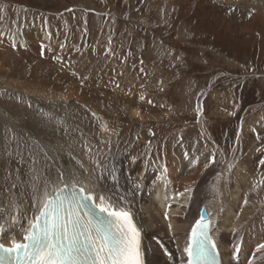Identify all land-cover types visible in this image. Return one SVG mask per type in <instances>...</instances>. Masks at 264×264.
Returning a JSON list of instances; mask_svg holds the SVG:
<instances>
[{
	"label": "rangeland",
	"instance_id": "374dc122",
	"mask_svg": "<svg viewBox=\"0 0 264 264\" xmlns=\"http://www.w3.org/2000/svg\"><path fill=\"white\" fill-rule=\"evenodd\" d=\"M252 1L0 0V36L7 35L0 37L6 43L0 44V114L19 127L0 125V153L7 145L15 156L16 143L6 139L15 134L27 146L20 151L28 156L31 138H36L50 153L70 148L85 175L116 160L108 167L109 175L124 157L138 166L172 156L174 139L176 147L186 145L191 156L214 157L217 164L208 167L246 163L260 173L264 11ZM30 6L39 9L36 15ZM32 16L46 21L50 34L69 43V51H74L70 57L76 47L86 56L87 69H81L85 83L70 73L63 75L64 86H57L29 73L47 69L37 65L35 45L25 43L27 50H17L24 42L21 33L33 42L38 38L28 33L34 28ZM9 82L38 92H15ZM61 95L66 101L57 99ZM221 110L227 113L221 116ZM189 156L192 167L194 157ZM14 160L9 165L13 170L27 167ZM0 174L2 184L1 168ZM18 210L7 213L16 212L17 221L24 214ZM155 235L166 245L170 242L168 235ZM261 261L264 264V256Z\"/></svg>",
	"mask_w": 264,
	"mask_h": 264
},
{
	"label": "bare ground",
	"instance_id": "6f19581e",
	"mask_svg": "<svg viewBox=\"0 0 264 264\" xmlns=\"http://www.w3.org/2000/svg\"><path fill=\"white\" fill-rule=\"evenodd\" d=\"M253 1L252 5L255 8L264 11V0ZM6 85L15 91L27 92L31 95L38 92L37 89L35 91L16 82H9ZM57 99L65 100L63 95L58 96ZM131 112L132 115H137L136 111ZM221 112L218 113L221 116L227 113L225 110H221ZM201 122L202 120L199 123ZM2 123L19 128L0 114V125ZM200 127L202 128V123ZM31 139L32 142L37 141L41 144L42 140ZM177 142L172 139V148L174 147L172 156L165 157L164 160L153 165L148 163L133 165L131 160L124 157L119 164L115 165L109 175H107L108 167L116 160L106 161L101 164L103 167H99V169L97 167L96 172L92 171V181L97 185V193L111 195L113 199H117L119 196L126 197V200L121 203H125L131 210L134 222L140 229L145 264H186L188 257L184 248L188 243L192 226L200 218L201 209L207 210L206 219L211 221V236L222 257L221 264H235L232 261V256L237 257L238 264H262L264 250L257 251V248L260 243H264V193L261 195L260 191L264 186L260 183L263 180L264 170L260 169L259 173V170H254L250 165H245L246 163L230 164L231 168L228 163L218 169L213 166L208 167L207 163L217 164L213 161L212 156H208V159L201 154L198 158L197 155L191 156L189 151L187 152L184 148L186 145L177 148ZM31 145L34 149L35 145ZM28 151L26 152L28 153ZM50 154L56 157L55 166L75 171L82 179H88L91 172L87 171L88 174L85 175V171L82 172L78 168L79 165L73 161L74 154L70 148ZM189 155L194 157L192 167L188 161ZM24 158L25 161L30 162L28 156L25 155ZM26 164L24 165L27 166ZM26 169L27 167L24 168V170ZM136 173L142 181L140 178L138 181L135 179ZM4 184L5 182L0 184V208H4L6 212H0V225L4 226L0 231V243L10 247L13 239L23 242V236L29 227L28 222L33 217L35 208L30 192L23 187L13 190L12 195L17 207H8L9 193L5 187H1ZM137 184L140 185L139 189L136 188ZM206 185L209 186L207 191L201 192L202 187ZM246 199L247 204H245ZM8 210L12 212L21 210L24 211V214L20 220L15 221L16 214L14 215V213L16 212L7 213ZM166 215L167 218H165ZM13 225L17 226L13 227ZM155 234L168 235L170 242L166 245L162 239L153 237L156 236ZM152 237L154 238L153 242ZM241 240L243 244L240 242ZM237 245L239 246L238 253L235 251Z\"/></svg>",
	"mask_w": 264,
	"mask_h": 264
},
{
	"label": "snow or ice",
	"instance_id": "6c2138e0",
	"mask_svg": "<svg viewBox=\"0 0 264 264\" xmlns=\"http://www.w3.org/2000/svg\"><path fill=\"white\" fill-rule=\"evenodd\" d=\"M102 131H108L106 125ZM6 139L17 145L15 156L7 151V145L0 153L4 187L9 193L7 206L17 207L13 190L23 187L31 194L35 212L23 242L13 239L10 247L0 243V264H145L140 229L131 210L121 203L125 196L113 199L111 195L97 193L91 175L84 180L75 171L55 166L56 157L37 141L32 142L35 148L28 151L30 162L25 161L20 149L27 146L15 134ZM13 159L21 166L27 163V169L13 170L9 166ZM259 163L264 165V159ZM260 183L264 184V180ZM207 215V210L201 209L200 219L192 226L184 248L186 264H219ZM3 228L0 225V231ZM260 250H264V243L258 245L257 251ZM235 251L239 252L238 245Z\"/></svg>",
	"mask_w": 264,
	"mask_h": 264
},
{
	"label": "crops",
	"instance_id": "0c3cea01",
	"mask_svg": "<svg viewBox=\"0 0 264 264\" xmlns=\"http://www.w3.org/2000/svg\"><path fill=\"white\" fill-rule=\"evenodd\" d=\"M30 10L35 11V15H36L39 9L31 7ZM32 19L33 22L36 21L37 22L36 25L33 26L34 27L33 29H29L28 33L29 35H31V37L33 35H38V38H36L35 42H33L31 41L32 39L29 37L25 39L24 35H22L21 33V38L24 42L18 45L17 50L20 49L27 50L28 47L24 45L25 43L30 42L29 44H31L32 46L35 45L37 51L34 50V54H37L39 56V59H37L36 63L39 66L47 65V69L45 70L44 68L39 67L37 72L36 69L35 70L30 69L29 73L35 77L42 78V80L50 79L51 84L57 86H64L65 83L63 79L65 76L63 75L66 74L69 76L70 73L72 74L73 77L74 75H76L77 76L76 78H78L79 82L81 80L82 83H85V73L81 72L83 71L81 69L82 68L87 69L86 56L83 53H79L76 47L75 48V50L77 51L76 54L73 57H70L71 54L74 53V51H69L70 48L69 43H65L61 41L60 37L51 35L46 23H43L38 18H34V16H32ZM67 32H69V30H67ZM24 33L25 32L23 31V34ZM1 36L3 37V34H1ZM0 44L1 45L3 44L5 46L6 43L0 41ZM77 67L79 68L80 71L77 69Z\"/></svg>",
	"mask_w": 264,
	"mask_h": 264
}]
</instances>
